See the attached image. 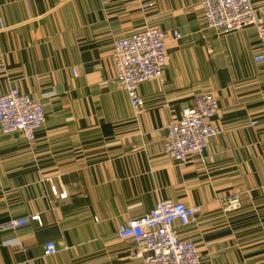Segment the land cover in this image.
Wrapping results in <instances>:
<instances>
[{
	"label": "crops",
	"instance_id": "1",
	"mask_svg": "<svg viewBox=\"0 0 264 264\" xmlns=\"http://www.w3.org/2000/svg\"><path fill=\"white\" fill-rule=\"evenodd\" d=\"M202 1L0 0V95L54 92L42 100L45 119L32 142L0 131V264H142L117 228L163 200L197 209L178 233L202 264H264L256 28L216 34L204 26ZM250 1L264 22V0ZM146 27L167 34L166 62L159 80L138 87L144 105L135 115L113 82L112 42ZM203 93L221 108L212 120L221 134L203 161L178 164L163 152L165 127ZM234 194L240 207L224 213ZM33 215L40 223L5 230L10 219ZM48 240L57 253L45 257Z\"/></svg>",
	"mask_w": 264,
	"mask_h": 264
},
{
	"label": "built area",
	"instance_id": "2",
	"mask_svg": "<svg viewBox=\"0 0 264 264\" xmlns=\"http://www.w3.org/2000/svg\"><path fill=\"white\" fill-rule=\"evenodd\" d=\"M106 3V2H104ZM151 4L142 8L151 7ZM202 17L206 29L216 34L227 35L253 26L256 28L259 51L253 56L255 63H264V22L259 20L250 0H203ZM174 40L181 38L177 30L171 32ZM167 34L157 27H146L130 35L114 39L111 61L115 68L114 83L126 92L135 115L141 114L144 102L138 87L149 81L159 80L166 62ZM76 75V69L72 68ZM54 92L32 98L18 89L0 95V131L10 135L20 133L27 142L35 139V132L44 123L42 100ZM221 108L211 93L194 98L191 106L182 111L178 120L165 127L164 154L178 164H185L190 157L203 161L209 140L221 134V129L212 123L219 118ZM255 125L256 122H252ZM50 192L59 199L66 193H58L50 185ZM240 207V196L234 194L222 202L224 213ZM197 209L173 200L158 201L140 218L130 220L117 228V237L133 243L136 256L142 264H202L196 245L179 237L178 227L193 222ZM29 221L40 223L38 215L30 218H12L5 230H15ZM57 253L54 241L43 244V255Z\"/></svg>",
	"mask_w": 264,
	"mask_h": 264
}]
</instances>
